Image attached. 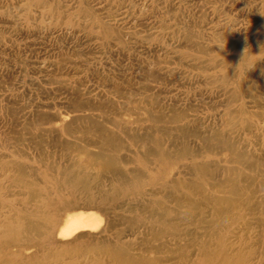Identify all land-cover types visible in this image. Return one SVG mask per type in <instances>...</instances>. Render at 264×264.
<instances>
[{
  "label": "rangeland",
  "instance_id": "374dc122",
  "mask_svg": "<svg viewBox=\"0 0 264 264\" xmlns=\"http://www.w3.org/2000/svg\"><path fill=\"white\" fill-rule=\"evenodd\" d=\"M264 0H0V264H264Z\"/></svg>",
  "mask_w": 264,
  "mask_h": 264
},
{
  "label": "clouds",
  "instance_id": "9594fccd",
  "mask_svg": "<svg viewBox=\"0 0 264 264\" xmlns=\"http://www.w3.org/2000/svg\"><path fill=\"white\" fill-rule=\"evenodd\" d=\"M260 12V11H259ZM261 15H264V12H260Z\"/></svg>",
  "mask_w": 264,
  "mask_h": 264
}]
</instances>
